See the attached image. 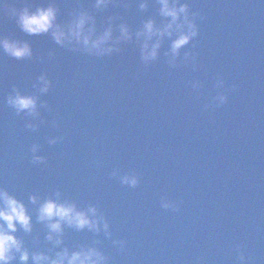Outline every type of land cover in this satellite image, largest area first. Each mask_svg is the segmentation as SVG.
<instances>
[{
	"label": "water",
	"instance_id": "95a60500",
	"mask_svg": "<svg viewBox=\"0 0 264 264\" xmlns=\"http://www.w3.org/2000/svg\"><path fill=\"white\" fill-rule=\"evenodd\" d=\"M76 2L0 0L7 6L0 7V37L32 49L21 61L0 52V187L29 208V195L55 191L79 208L96 206L111 237L65 229V244L98 241L108 264H240L237 247L245 264H264V3L188 0L200 17L198 36L180 50L175 68L167 40L145 67L134 42L91 57L60 48L49 35H26L9 12L55 3L62 23ZM154 11L140 13L133 0L127 10L110 7L97 23L118 13L134 30ZM185 52L196 53L195 64ZM40 75L52 81L46 94L32 87ZM13 87L38 95L37 117L17 116L4 103ZM218 91H226V103L205 110ZM33 145L45 164L30 163ZM130 173L139 178L135 188L118 178ZM162 197L179 210L162 209ZM33 225L31 235L17 233L30 249L44 246L34 217Z\"/></svg>",
	"mask_w": 264,
	"mask_h": 264
},
{
	"label": "clouds",
	"instance_id": "9594fccd",
	"mask_svg": "<svg viewBox=\"0 0 264 264\" xmlns=\"http://www.w3.org/2000/svg\"><path fill=\"white\" fill-rule=\"evenodd\" d=\"M133 0H90L87 7L77 0L75 7L68 11L62 23L57 22L59 9L55 3H48L46 7L37 6L34 11L28 7L19 11L10 9V15L15 19L19 30L28 36L49 35L52 41L60 48L71 52H79L87 56L102 58L110 57L121 51V44L134 42L139 48V61L148 67L157 60L159 50L165 40L169 41V50L165 53L169 57L168 65L175 68L176 58L180 50L190 45L198 36L197 19L199 14L190 11L188 0H136L140 13L148 12L154 7V14L142 19L133 30L120 14L108 15L98 26L97 16L105 13L110 7H121L127 10ZM264 3V0H260ZM0 7L7 8L0 4ZM157 17L159 22H157ZM119 21V22H118ZM0 52L17 60L32 58V49L24 41L0 37ZM184 59L195 64L196 53H184ZM33 89L39 94H46L52 87V81L45 75L36 77ZM191 89L196 92L200 89L199 82H191ZM215 87L223 89L222 80H217ZM235 91V86L231 89ZM38 95L22 94L13 87L4 103L19 116L37 117ZM227 101L226 91H218L212 97L210 104H205V110L210 105L220 107ZM39 107L47 105L40 103ZM36 125L28 122L25 128L35 131ZM63 137L48 140L50 145L56 144ZM38 147L30 149L33 165L45 164L44 157L37 155ZM113 177L118 171H113ZM122 185L135 188L139 183L136 174H124L119 177ZM29 208L22 200L12 195L7 188L0 187V264H108L109 258L96 246L99 242L74 244L71 247L65 244V229H72L76 233L85 230L93 235L101 233L110 238L109 223L99 209L94 205L79 208L69 199H62L61 192L55 191L51 196L43 199L38 195L28 196ZM160 207L164 210L176 212L179 210L175 201L162 197ZM33 217L35 224L41 226L43 232V247L29 248L23 239L17 236L22 232L28 236L33 233ZM120 250L124 248V241H113ZM237 260L245 264V257L237 247Z\"/></svg>",
	"mask_w": 264,
	"mask_h": 264
}]
</instances>
